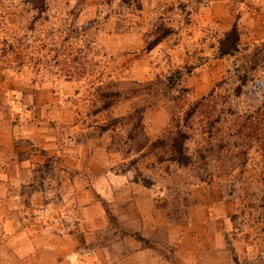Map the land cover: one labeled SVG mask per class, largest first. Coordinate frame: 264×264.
I'll list each match as a JSON object with an SVG mask.
<instances>
[{
    "label": "rangeland",
    "instance_id": "obj_1",
    "mask_svg": "<svg viewBox=\"0 0 264 264\" xmlns=\"http://www.w3.org/2000/svg\"><path fill=\"white\" fill-rule=\"evenodd\" d=\"M0 264H264V0H0Z\"/></svg>",
    "mask_w": 264,
    "mask_h": 264
},
{
    "label": "trees",
    "instance_id": "obj_2",
    "mask_svg": "<svg viewBox=\"0 0 264 264\" xmlns=\"http://www.w3.org/2000/svg\"><path fill=\"white\" fill-rule=\"evenodd\" d=\"M155 45V44H154ZM240 46V33L237 22H235L229 31H227L222 39L218 43V53L221 57L224 56H233L239 51ZM151 49V48H149ZM183 159H186V156L182 154Z\"/></svg>",
    "mask_w": 264,
    "mask_h": 264
}]
</instances>
